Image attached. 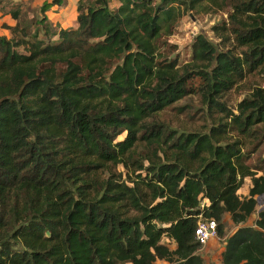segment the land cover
<instances>
[{
  "label": "trees",
  "instance_id": "trees-1",
  "mask_svg": "<svg viewBox=\"0 0 264 264\" xmlns=\"http://www.w3.org/2000/svg\"><path fill=\"white\" fill-rule=\"evenodd\" d=\"M115 1L79 0L61 29L45 14L65 0L43 2L33 23L0 0L15 22L0 35V264H206L199 217L221 238L225 215L243 225L264 197V167L246 165L264 89L249 85L237 113L225 101L264 72V0ZM202 3L227 12L212 31L228 49L199 34L180 66L163 38ZM194 94L205 132L155 121ZM223 245L221 264H264V210Z\"/></svg>",
  "mask_w": 264,
  "mask_h": 264
},
{
  "label": "rangeland",
  "instance_id": "rangeland-1",
  "mask_svg": "<svg viewBox=\"0 0 264 264\" xmlns=\"http://www.w3.org/2000/svg\"><path fill=\"white\" fill-rule=\"evenodd\" d=\"M48 0H10L11 3H21L23 15H25L24 20L28 23L39 20L44 16L40 12V7L43 2ZM79 0H65V6L61 10L57 11H48L45 15L49 18L53 25L61 29H66L76 26V5ZM117 2L111 0L110 8L115 9L117 7ZM2 17L0 16V35H6L3 25L9 26L12 24L11 17ZM227 20V12L218 11L214 8H209L206 3H202L198 8L193 10L185 11L182 18L176 23L172 35L164 37L163 47L161 52L169 57L170 59H178L179 65L183 66L189 64L191 57V46L194 42V39L197 35L202 34L206 36L207 39L211 40L215 45L218 46L219 50L226 51L228 48H225L222 45L221 40L214 34L212 28L216 25L221 24ZM5 23V24H3ZM15 23V22H14ZM3 24V25H2ZM8 35V34H7ZM231 48V46L229 47ZM245 84H239L238 87L226 95V102L228 106L233 109L234 113L236 112L237 104L242 101V99L248 97L250 98L251 91L248 89L249 85L259 86L261 89H264V72L258 75L253 76L251 79H246ZM199 97L194 94L188 98L179 102L175 108L188 106L184 110L169 109L164 113H161L158 117L160 123L170 130L185 132L196 130V132H205L208 127H210L211 121L207 119L208 115L204 112L203 114H193V109L199 107ZM262 133L253 142V153L250 154V158L246 161V165L253 168L255 166L264 167V138ZM124 134L121 135L118 140H122ZM250 149L252 146H249ZM248 144L245 143L244 151L249 149ZM119 171H123L122 168H119ZM254 171V170H253ZM261 173L258 172V176ZM251 187L250 178L244 180V185L239 190L238 195L241 199L248 198L249 189ZM257 206L254 213L250 216L248 221L243 225H235L230 220L229 215H225L223 219V237H218L211 241L205 247L199 249L198 254L204 259L206 264H221V252L223 250V241L226 237L230 236L235 232V230L241 226H253L255 221L258 219V213L264 210V197H256ZM162 242L169 248L174 249V244L168 239L163 238ZM155 264H169L164 261H156Z\"/></svg>",
  "mask_w": 264,
  "mask_h": 264
},
{
  "label": "built area",
  "instance_id": "built-area-1",
  "mask_svg": "<svg viewBox=\"0 0 264 264\" xmlns=\"http://www.w3.org/2000/svg\"><path fill=\"white\" fill-rule=\"evenodd\" d=\"M194 238L200 248L205 247L217 238V223L213 219L207 220L199 217Z\"/></svg>",
  "mask_w": 264,
  "mask_h": 264
},
{
  "label": "crops",
  "instance_id": "crops-1",
  "mask_svg": "<svg viewBox=\"0 0 264 264\" xmlns=\"http://www.w3.org/2000/svg\"><path fill=\"white\" fill-rule=\"evenodd\" d=\"M52 10H53V11H57V10L59 11V10H61V9H57L56 7H54V8H52L50 11H52ZM0 16H1V15H0ZM1 17H2V19H3L4 17L6 18V17H8V16H1ZM9 18H10V17H9ZM10 19H11V18H10ZM11 21H12V24H10L9 26H12V25L14 24V21H13L12 19H11ZM3 24H5V23H3ZM3 24H2V25H3ZM5 32H6V35H7V34H8L7 30H5ZM3 35H4V34H3ZM222 251H223V250H222Z\"/></svg>",
  "mask_w": 264,
  "mask_h": 264
}]
</instances>
